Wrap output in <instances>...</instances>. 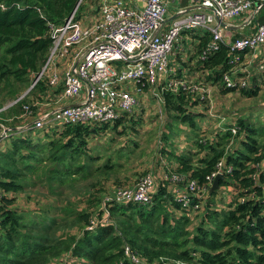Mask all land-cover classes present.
I'll list each match as a JSON object with an SVG mask.
<instances>
[{
  "label": "trees",
  "instance_id": "1",
  "mask_svg": "<svg viewBox=\"0 0 264 264\" xmlns=\"http://www.w3.org/2000/svg\"><path fill=\"white\" fill-rule=\"evenodd\" d=\"M0 6V103H13L0 112L7 118L0 117V125L9 129L0 140V264H52L64 257L68 264H135L132 256L143 264H264L262 127H253L246 118H233L208 134L210 118L203 120L204 114L196 109L204 104L207 109V99L182 89L164 93L166 131L159 140L163 145L159 153L168 158L170 169H161L148 204L110 201L103 209L105 179L115 175L122 167L119 161L127 162L133 151L117 149L116 137L137 131L133 115L138 110L112 124L13 130L36 117L37 107L32 108L31 118L21 117L24 107L53 102L61 93V87L51 88L41 77L24 94L49 55L50 27L61 26L74 11L76 18L90 8L95 14L97 0H0ZM254 22H264V7ZM196 38L191 56L182 61L184 51L176 53L178 67L189 69L188 75L191 69L205 73L204 83L223 95L255 96L256 76L241 89L226 88L223 81L225 75L233 80L244 76L247 52L236 55L221 47L201 60L211 37L205 33ZM172 75L182 81L187 77L181 69H173ZM201 121L207 123L205 127ZM118 127L122 131L117 132ZM182 134L185 146L194 150L177 153L173 149V141ZM103 152L105 161L99 164ZM218 164L223 179L216 191L209 192L212 185L208 186L207 178ZM173 176L179 181H172ZM192 181L207 187L206 195L198 198L190 191ZM35 183L53 201L37 211L17 207L16 195ZM80 185L81 191L73 190ZM223 188L232 189L233 198L218 211L215 199ZM66 190L71 193L65 195ZM105 211L108 217L103 220Z\"/></svg>",
  "mask_w": 264,
  "mask_h": 264
},
{
  "label": "built area",
  "instance_id": "2",
  "mask_svg": "<svg viewBox=\"0 0 264 264\" xmlns=\"http://www.w3.org/2000/svg\"><path fill=\"white\" fill-rule=\"evenodd\" d=\"M142 1L143 8L132 6L125 0H97L95 14L91 13L90 8L76 18L74 11L61 26L50 27V52L32 84L44 77L49 87H61V93L53 102L24 107L21 117L31 118L32 108L37 107L36 117L32 122L17 127V130L27 129L29 124L35 129L54 123L60 126L112 124L139 105L143 89L149 91L152 99L161 105L164 93L175 94L180 89L209 101V86L172 77L173 69L168 56L184 51L179 42L183 39L181 36L188 32L204 30L211 37L200 55L201 60L221 47L236 55L264 48V22H254L259 11L257 9L264 0ZM0 8L3 9L2 6ZM175 13L181 14L167 21ZM237 20L251 24L248 35L236 38L226 33V22ZM220 22L227 27H222ZM251 61L246 59V65L241 70L244 72L242 78L233 80L228 75L223 77L226 88L241 89L247 86ZM65 100L75 103L63 105ZM50 105L59 107L45 112ZM158 115L160 118L163 116L161 107ZM0 127L2 138L9 129L2 125ZM231 131L235 134V129ZM221 168L222 164H218L217 171L207 178L209 187L214 178L221 175ZM171 180L177 182L179 178L173 176ZM153 188L152 174H144L131 187L117 188L112 195L104 197L102 207L104 209L105 203L110 201L148 204ZM188 189L198 198L208 191L207 187H197L194 181L188 184ZM198 208L195 206V209ZM107 217L108 212L105 211L103 220ZM131 259L135 264H143L133 256ZM61 260L62 264H68L67 257Z\"/></svg>",
  "mask_w": 264,
  "mask_h": 264
},
{
  "label": "rangeland",
  "instance_id": "3",
  "mask_svg": "<svg viewBox=\"0 0 264 264\" xmlns=\"http://www.w3.org/2000/svg\"><path fill=\"white\" fill-rule=\"evenodd\" d=\"M136 2L139 3V6L143 8L144 3L142 2V0H137ZM256 6L257 4H255L254 7L256 8ZM205 33L206 32L204 30L195 31L196 37L202 36ZM185 36L187 35H183L181 36V38L183 37L184 46L188 47L192 44L187 43V39ZM183 43L181 44L183 45ZM197 43L198 39H195V46L197 45ZM259 50L261 49L259 48ZM254 51L256 52V54L254 52L246 54L245 60H252L248 73L249 80H251L252 76H256L257 78L256 84L258 85V87H256L257 90L255 96L245 97L240 95L239 92H230L223 95L215 86H210L204 83L206 77L205 73H196L194 69H191L192 71H190L191 78L185 77L184 80L189 81V83H203L204 85L210 87H207L209 90V101L207 109H205L206 104L196 108L198 112L200 111V113L204 114L205 117L203 120L206 121L207 117L210 118L207 128L208 134L210 132H215L219 125H223L225 123L229 124L231 122V119L233 118H246L248 122L253 125V127L259 125L258 127H262L264 130V48H262L259 53L257 49H255ZM175 56L176 52H174V56H172V53L168 56V60L170 61V66L172 69H175V67H177ZM139 100V105L134 108V111L138 110V114L133 115V120L138 122V124L135 125V129L137 131L131 134L129 133V135L123 134L120 137H116L115 141V146L117 149L120 148V151L129 152L131 148H133V151L129 152V159L127 162L124 158L119 161V163L122 164V167L119 169L120 171L118 170L115 175H111L105 179L106 181L103 184V188L105 191L104 197L112 195L117 188L131 187L140 176L147 173L152 174L153 184H155L156 180L158 181V179L154 177L156 171H160L163 168H166L167 170L170 169L171 164L169 163L168 158L162 157L159 153L160 147L163 146L162 142L159 140L162 137V134H164L166 131L165 113L163 112L162 118H160L158 115V109L159 107L163 109V103L161 105V103H157L155 99H151L146 89H143L142 96L139 97ZM70 103H73V100H65L63 105H67ZM0 104L2 105V108L5 107V109L1 112L4 113L5 110L8 107L12 106L13 103L10 101H5L1 102ZM44 111L49 112L50 108H46ZM220 117H223L224 119H219L220 121H217ZM1 118L7 119L3 117ZM205 121H201L200 126L205 127ZM220 122L221 124H219ZM51 126H60V124L54 123ZM181 130L182 132L187 131V129L184 127H181ZM116 131H122V127H118ZM169 135L171 134L169 133ZM184 138L185 135L182 134L179 135L176 141H173V149L176 150L177 153H181L186 149L194 150L190 147L189 144L185 146ZM0 146H2V142H0ZM168 150L170 151L169 148ZM159 155L162 158H160ZM104 157L105 153L103 152L101 153L99 164L105 161L103 160ZM73 190L81 191L82 186H76ZM70 193L71 191H65V195H69ZM221 193L222 194H218L215 199V204L218 211L226 209V205L230 203L233 198L232 189H228L226 191L225 188H223ZM49 195L50 194H46V189L43 186H41L39 183H35V186H31L26 189L25 192L16 195L17 200L15 204L17 207L23 208L25 210L37 211L43 208H47V206L43 204L53 201V197H50ZM69 198L73 200L72 195H70ZM52 264H62V260H54Z\"/></svg>",
  "mask_w": 264,
  "mask_h": 264
},
{
  "label": "crops",
  "instance_id": "4",
  "mask_svg": "<svg viewBox=\"0 0 264 264\" xmlns=\"http://www.w3.org/2000/svg\"><path fill=\"white\" fill-rule=\"evenodd\" d=\"M126 2L130 3V5L132 6H137V7H141L139 6V3H137L136 1L137 0H125ZM143 2V1H142ZM176 14V13H175ZM228 24V28H226V33L227 34H231L233 37H237V36H242V35H248L250 32H251V24H245V23H242L241 21L237 20V21H229V22H226ZM187 36L186 39H187V43H190L192 45L188 46V47H185L184 46V43H183V46H184V54H181L180 55V58L182 61H184V59H186L187 57L191 56L193 54V50L195 51V39H197L195 37V33L194 34H185ZM182 42H183V39H182ZM263 47H261L260 49L262 50ZM186 50H187V53H186ZM258 50V53L259 49ZM256 54V52H254ZM257 53V54H258ZM256 58V57H255ZM190 65L192 66L193 65V62L190 63ZM177 67H175V69H181L183 71V74H184V77L187 76L186 78H191V75L189 74L188 75V70L189 69H182L180 66L178 67V65H176ZM174 68V67H173ZM197 73V72H196ZM201 76V75H199ZM147 93L149 94L150 98L152 99V96L150 94L149 91H147ZM75 102L73 103H70V104H67V105H73ZM59 106H53V105H50L49 108H50V111H54L55 109H57ZM162 174V170L160 171H156L155 173V178L158 179L160 177V175ZM157 182V180H156ZM154 185V184H153Z\"/></svg>",
  "mask_w": 264,
  "mask_h": 264
},
{
  "label": "water",
  "instance_id": "5",
  "mask_svg": "<svg viewBox=\"0 0 264 264\" xmlns=\"http://www.w3.org/2000/svg\"><path fill=\"white\" fill-rule=\"evenodd\" d=\"M79 2H80V1H79ZM263 7H264V2L258 7L257 10H260V9L263 8ZM180 14H181V13H177L176 15L170 17L167 21H171V20L177 18L178 16H180ZM220 24H221V26L224 27V28L227 27L226 24H224L223 22H220ZM33 85H34V84H32V85L30 86V88H29L24 94H26V93L32 88ZM31 125H32V124H29L28 127H30ZM13 130H17V128H15V129H13ZM222 179H223V176H222V175H217V176L214 178L213 182H212V186H211L209 192L216 191V190L218 189V183H219V181L222 180Z\"/></svg>",
  "mask_w": 264,
  "mask_h": 264
}]
</instances>
